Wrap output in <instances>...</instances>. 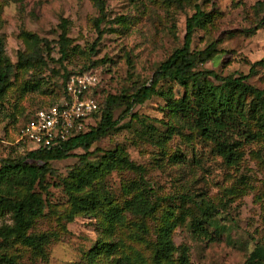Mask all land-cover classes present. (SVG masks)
I'll return each mask as SVG.
<instances>
[{"label":"rangeland","instance_id":"obj_1","mask_svg":"<svg viewBox=\"0 0 264 264\" xmlns=\"http://www.w3.org/2000/svg\"><path fill=\"white\" fill-rule=\"evenodd\" d=\"M102 1L103 35L92 50L94 20L100 16L95 0H0V36L14 63L0 97V158L16 159L28 150L18 137L26 114L54 101L68 72L90 69L97 75L98 103L147 82L181 45L184 20L196 4L206 17L193 33L192 49L213 42L220 51L205 67L222 76L248 74L252 86L264 88V70L255 66L250 72L253 62L264 59V26L254 29L264 0ZM34 48L41 57L19 61V52ZM197 85H203L201 78ZM205 87L213 105L238 95L227 83ZM158 91L169 92L171 104L181 98L193 102L196 92L192 82L183 86L169 79ZM122 109L114 110V119ZM237 111L246 135L235 161L227 163L214 142L187 126L164 98L146 100L136 108V119H123L92 144L89 150L96 151L85 162L79 161L80 149L51 162L54 172L46 176L49 187L42 194L45 208L27 229L47 233L49 241L36 250L0 237V264H6L2 256L18 264H181L182 247L187 264H264V103L241 95ZM107 151L141 166L142 174L109 159ZM89 169L97 177L76 190L75 175ZM87 193L99 200L95 208L73 206L76 196ZM134 199H148L154 208L136 214L130 206ZM199 200L212 207L210 218L196 207ZM11 224L9 214L0 218V226ZM166 239L175 249L160 257L156 245Z\"/></svg>","mask_w":264,"mask_h":264},{"label":"trees","instance_id":"obj_2","mask_svg":"<svg viewBox=\"0 0 264 264\" xmlns=\"http://www.w3.org/2000/svg\"><path fill=\"white\" fill-rule=\"evenodd\" d=\"M180 3V0H174ZM102 0H95V6L99 9L100 16L94 20L97 36L92 44V50L102 38L103 32L100 23L104 18V5ZM194 12L184 20V35L180 46L176 47L151 73L147 82L137 83L129 94H108L98 103V108L92 115H100L95 125L88 126L84 132H79L69 136L59 145L48 149L25 150L23 155L16 159L0 158V218L6 214L12 219L11 225L0 226L1 241L7 242L10 238L20 241L22 244L40 250L43 245L49 241L47 233L30 234L27 229L31 225L32 218L40 215L45 208L43 193L47 192L49 183L44 182L47 175L54 172L51 162L55 160H64L74 156L76 149L82 150L78 156L79 161L85 162L87 157L96 151H90L93 143L104 137L120 121L125 118L134 120L137 118L136 108L153 96L164 98L169 105L175 107L180 116L185 119V124L190 128L196 129L201 136L214 142L216 151L223 157L227 163L235 161V151L240 146L241 138L245 137V131L242 128L238 116L237 104L241 95L249 94L253 98L264 103V88L258 89L252 86L248 81V74H239L238 76H222L205 65L213 60L220 51L215 48V43H210L206 47L196 50L192 49V36L198 25L205 19L206 12L202 11L198 4L194 6ZM264 26V13L254 27L257 29ZM66 45L65 35L61 34V51L65 55L64 47ZM41 57L38 48H34L29 53H18L19 61H33ZM260 66L264 70V59H259L250 66V72ZM14 63L5 54L3 38L0 36V97L11 81ZM93 72L90 69H82L75 72H68L62 84L60 95L51 103L55 104L60 98L66 95L65 86L70 76ZM201 78L202 86H196L197 80ZM173 80L174 82L186 86L192 82V88L195 89V99L193 102L181 98L171 104L169 92H159L158 85L163 80ZM215 80L217 84H214ZM210 82L213 86H220L227 83L237 90L238 95L225 103L211 104L206 89V84ZM98 87V86H97ZM92 90V96L98 90ZM96 98V97H95ZM43 106H39L26 114L22 125L30 118L32 113ZM123 108L116 119L113 118L114 110ZM19 128V130H20ZM18 130V132H19ZM236 135L237 138H234ZM111 160H118L130 168L137 170L142 174L143 168L137 164L128 161L124 156L115 155L114 152L107 151L105 154ZM96 170H88L84 173H78L74 177V188L82 190L95 179ZM37 188V190H35ZM22 191V192H21ZM21 192V193H20ZM99 203L96 196L90 193L76 196L72 200L73 206L77 208H95ZM196 207L207 216L211 217L212 207L204 200L195 202ZM130 206L136 214H142L154 208V205L148 200L136 199L130 202ZM116 208L112 210L115 214ZM155 254L160 257L168 255L175 249L174 243L166 239L156 245ZM180 253L181 264H187L185 249L182 247ZM255 255V254H254ZM6 264H18L12 258L2 256Z\"/></svg>","mask_w":264,"mask_h":264},{"label":"built area","instance_id":"obj_3","mask_svg":"<svg viewBox=\"0 0 264 264\" xmlns=\"http://www.w3.org/2000/svg\"><path fill=\"white\" fill-rule=\"evenodd\" d=\"M98 84L94 72L70 76L66 95L55 104L36 109L20 128L19 139L28 144V150L48 149L84 132L98 108L97 99L92 96Z\"/></svg>","mask_w":264,"mask_h":264}]
</instances>
